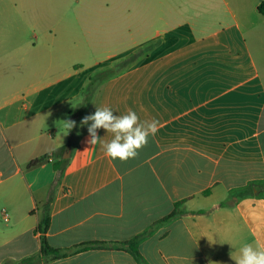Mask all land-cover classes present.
I'll return each instance as SVG.
<instances>
[{
  "label": "crops",
  "instance_id": "1",
  "mask_svg": "<svg viewBox=\"0 0 264 264\" xmlns=\"http://www.w3.org/2000/svg\"><path fill=\"white\" fill-rule=\"evenodd\" d=\"M10 1L0 4V264H235L243 244L264 245V195L230 196L264 182L263 0H73L88 6L73 14L64 0L51 13L38 0L34 14ZM143 51L82 108L96 72ZM102 106L159 121L135 159L86 143L79 122ZM44 221L49 245L67 252L46 262ZM93 242L105 244L76 248Z\"/></svg>",
  "mask_w": 264,
  "mask_h": 264
},
{
  "label": "clouds",
  "instance_id": "2",
  "mask_svg": "<svg viewBox=\"0 0 264 264\" xmlns=\"http://www.w3.org/2000/svg\"><path fill=\"white\" fill-rule=\"evenodd\" d=\"M66 134L77 126L74 120L63 121ZM80 127L87 126L89 139L87 144L92 147L100 144L104 154L112 160L119 159L126 162L135 159L139 150L147 146L149 136H155L159 129V121L156 119L141 121L135 111L129 109L124 115H116L108 106L97 107L93 114L84 116L79 122ZM103 129L113 138L105 140L98 135V130ZM231 258L235 264H264V245L243 244L238 255Z\"/></svg>",
  "mask_w": 264,
  "mask_h": 264
},
{
  "label": "trees",
  "instance_id": "3",
  "mask_svg": "<svg viewBox=\"0 0 264 264\" xmlns=\"http://www.w3.org/2000/svg\"><path fill=\"white\" fill-rule=\"evenodd\" d=\"M258 11L259 13L264 17V0L259 4L258 6ZM141 53V52H140ZM137 54H134L132 57L136 56L137 59ZM129 63V60L122 63V64H117L114 67H110V68H106V69H102L99 70L98 72H96V74L90 79L88 85L86 86L85 90H84V101L82 103V108L85 107L87 105V103L91 100L92 95L101 88L102 84L108 80L109 78L115 76L116 74H118L119 72L122 71V69L127 66V64ZM80 111V110H79ZM73 134H74V128L71 129L69 131V141H68V148H73L74 144H73ZM42 159H37L34 160L32 162H30L29 166L33 167L36 164H38ZM254 189L258 190V195L259 196H263L264 195V182L262 183H251L249 185H247L246 187L243 188H238L234 191L231 192L230 196L231 197H237L238 199H244L247 198L250 193L253 194ZM205 195H209L210 191L207 190L204 192ZM180 203L176 204V206H178ZM176 215V213H172L169 216H167L166 218H164L163 220H161V222H164L166 220H169L171 218H173ZM47 229H48V223L47 221H44L42 224L39 225V227L37 228L36 231H40L42 233L41 236V250H40V254H39V258L41 261H48L50 259H56L59 257H63L67 254V252H65L66 250H62V249H56L53 248L49 245L47 237H46V233H47ZM104 242H93V243H89V244H82L78 247H76L79 250H83L86 249L87 247H91V246H95V245H104ZM132 246V250H134L135 252H138L136 247ZM33 260H35V257H28L25 260H23L21 262V264H27L29 262H32Z\"/></svg>",
  "mask_w": 264,
  "mask_h": 264
},
{
  "label": "rangeland",
  "instance_id": "4",
  "mask_svg": "<svg viewBox=\"0 0 264 264\" xmlns=\"http://www.w3.org/2000/svg\"><path fill=\"white\" fill-rule=\"evenodd\" d=\"M2 1L3 0H0V4L2 3ZM27 2V3H29V6H28V9H25L24 10V8H23V6L21 7V2ZM48 1H51V3L50 4H48L47 6H44V7H46L47 9H48V13H51V12H57V5L53 2V0H48ZM56 1V0H55ZM9 2H12V1H10V0H5V2H3L2 4H1V8L2 9H4L5 8V5H4V3H9ZM15 2H17L18 3V13H23V12H28V10L30 11L31 10V12L34 14V13H38L37 12V10H39V9H37L39 6H37L35 3H38V0H16ZM64 2H65V7H64V11L63 12H61V13H63V14H73V13H75V12H79V13H81V12H87V8H88V6H74V4H73V0H64ZM30 31H37V29H35V28H32ZM121 39H123V41L125 42V43H128V41H130V38H121ZM141 38H139V40H140ZM115 40V39H114ZM113 48L115 49V48H117V43H115V41H114V44H113ZM150 49V47H146V51H148ZM144 52V51H143ZM141 52V53H138V57H137V59L139 58V57H142V56H145V55H147L146 54V52ZM136 56L135 57H129V58H127V59H124V60H122V61H120V62H118V63H116V64H114L113 66H111V67H114V66H116L117 64H122V63H124V62H126V61H128L129 60V63L127 64V66H125L123 69H122V71L124 70V69H126L127 67H129L132 63H134L136 60ZM120 73V72H119ZM4 219V218H3ZM5 221V220H4ZM0 225H2V227H4L6 224H5V222H1L0 221Z\"/></svg>",
  "mask_w": 264,
  "mask_h": 264
},
{
  "label": "built area",
  "instance_id": "5",
  "mask_svg": "<svg viewBox=\"0 0 264 264\" xmlns=\"http://www.w3.org/2000/svg\"><path fill=\"white\" fill-rule=\"evenodd\" d=\"M6 220H7V218H6Z\"/></svg>",
  "mask_w": 264,
  "mask_h": 264
}]
</instances>
